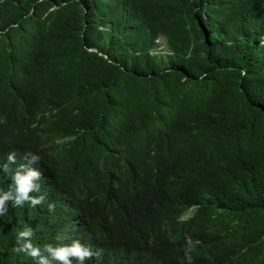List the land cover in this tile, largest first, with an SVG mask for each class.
<instances>
[{
  "label": "trees",
  "instance_id": "1",
  "mask_svg": "<svg viewBox=\"0 0 264 264\" xmlns=\"http://www.w3.org/2000/svg\"><path fill=\"white\" fill-rule=\"evenodd\" d=\"M262 41L264 0H0V191L30 153L45 197L8 202L0 264H36L29 228L84 264H264Z\"/></svg>",
  "mask_w": 264,
  "mask_h": 264
},
{
  "label": "clouds",
  "instance_id": "2",
  "mask_svg": "<svg viewBox=\"0 0 264 264\" xmlns=\"http://www.w3.org/2000/svg\"><path fill=\"white\" fill-rule=\"evenodd\" d=\"M264 44V41H262ZM30 158V159H29ZM26 159H28L27 164H21L16 169L13 176L14 187H11L8 191H0V216L7 213L8 202L11 201L13 206H22L25 202H30V204L35 207L40 205L45 197L43 195L39 197H33L31 193L39 192L40 185L37 181L40 180L42 173L31 167V164L39 162L40 158L36 155L26 154ZM16 154L10 153L8 155V164L3 165L4 171L9 170V164L15 163ZM49 211L55 210L54 204L48 205ZM189 217V214H185L182 219L185 220ZM79 225V221L74 224L76 229L69 231L74 236L84 235V237L92 236L91 229L88 226ZM83 226V227H82ZM61 230H64L61 228ZM66 231V230H65ZM83 232V234H82ZM32 229H26L19 232L17 236V241L19 247L15 249L16 252L25 253L33 260L36 261V264H74L76 261L78 264H84L86 259H90L93 256V253L90 248L91 245L81 243L80 240H73L70 244V241L60 243L59 246H53L52 244H46L41 248L38 245H34L32 240L29 239L32 237ZM21 241H23L21 243ZM130 259L125 256V251H121V255L117 258L116 264H131ZM191 258L189 257V260Z\"/></svg>",
  "mask_w": 264,
  "mask_h": 264
},
{
  "label": "rangeland",
  "instance_id": "3",
  "mask_svg": "<svg viewBox=\"0 0 264 264\" xmlns=\"http://www.w3.org/2000/svg\"><path fill=\"white\" fill-rule=\"evenodd\" d=\"M157 52L164 55L167 54L166 41L164 38H160V40H158Z\"/></svg>",
  "mask_w": 264,
  "mask_h": 264
},
{
  "label": "bare ground",
  "instance_id": "4",
  "mask_svg": "<svg viewBox=\"0 0 264 264\" xmlns=\"http://www.w3.org/2000/svg\"><path fill=\"white\" fill-rule=\"evenodd\" d=\"M12 148V147H11Z\"/></svg>",
  "mask_w": 264,
  "mask_h": 264
}]
</instances>
